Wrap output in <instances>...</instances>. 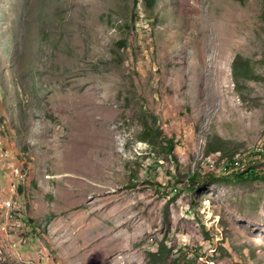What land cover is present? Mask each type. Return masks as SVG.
Wrapping results in <instances>:
<instances>
[{"label":"rangeland","instance_id":"1","mask_svg":"<svg viewBox=\"0 0 264 264\" xmlns=\"http://www.w3.org/2000/svg\"><path fill=\"white\" fill-rule=\"evenodd\" d=\"M263 145L264 0H0V264H264Z\"/></svg>","mask_w":264,"mask_h":264},{"label":"built area","instance_id":"2","mask_svg":"<svg viewBox=\"0 0 264 264\" xmlns=\"http://www.w3.org/2000/svg\"><path fill=\"white\" fill-rule=\"evenodd\" d=\"M264 148V145L262 146ZM6 153H0V157L5 155ZM251 162V158L248 161L244 162L243 168L247 166ZM240 169H238V172ZM227 173L229 172H224V175H226L227 178ZM0 176L2 179H4L7 182V186L4 188L0 187V216L4 215V212L6 210V205H7V199H8V194L11 192L12 189V182H14V177L15 176H21V172L19 169L14 167L13 165L10 164H5V165H0ZM35 257L39 258L40 264L41 262L44 261L45 257L43 253L41 254H34Z\"/></svg>","mask_w":264,"mask_h":264},{"label":"trees","instance_id":"3","mask_svg":"<svg viewBox=\"0 0 264 264\" xmlns=\"http://www.w3.org/2000/svg\"><path fill=\"white\" fill-rule=\"evenodd\" d=\"M145 1V3H146V5L148 6V7H152L153 6V4H154V2H155V0H144ZM239 60H241V57L240 56H237L236 57V60H235V62H237L238 63V61ZM146 130L151 134V135H154V134H157L158 132H156V130L155 129H153V128H151V127H148V128H146ZM144 140H146V139H144ZM147 141V140H146ZM225 141L224 140H222V139H217V143L218 144H220V143H224ZM167 146V150H169V147L171 146L170 144H168V145H166ZM209 148H210V150L212 151V152H217L218 151V153H219V149H218V147L216 146V147H212V145H210L209 146ZM235 156V155H234ZM234 156H232L231 158H229L228 160H231ZM211 156H209L208 158H210ZM222 157V156H221ZM223 159H226L227 157H222ZM227 160V159H226ZM253 165H251L248 169H246L245 171H243V172H240V173H237V174H235V175H233V176H235L236 177V179H243L244 177H243V174H245V172H247V171H249L250 169H251V167H252ZM209 176H211L212 178H217V177H215V176H213L212 174H208ZM247 175H249V177L251 178V179H253V180H255V179H258L261 175H260V173L259 172H256V171H249V172H247ZM233 176H231V177H233ZM223 178H225V177H223ZM190 179H192V180H195L196 179V176H192V177H190ZM164 250H166L165 249V247L163 246V245H161V247L158 249V251H157V254H155V255H153V257H156V256H158V257H162V258H166V256L168 257V253H167V255H166V253H164ZM170 250V249H169ZM179 261H180V259H176V260H174L173 261V264H178L179 263Z\"/></svg>","mask_w":264,"mask_h":264},{"label":"bare ground","instance_id":"4","mask_svg":"<svg viewBox=\"0 0 264 264\" xmlns=\"http://www.w3.org/2000/svg\"><path fill=\"white\" fill-rule=\"evenodd\" d=\"M20 212H21V210H20ZM14 213H15V211H12L9 203H7L4 215L0 216L1 217L0 219L3 220V222L5 223V228H6V232L7 233H10L11 230H12L11 227H14L15 233L17 235L21 236L22 233L20 232L19 229H20V227H22V225H21V221L19 220V214L16 216V215H14ZM18 222L20 224H18ZM24 242L25 241L23 239V242H22L21 246L23 245ZM15 243H17V241H15ZM15 243H13L10 246V249H13V246L15 245ZM21 246H20V248H21ZM18 250H20L19 247H18Z\"/></svg>","mask_w":264,"mask_h":264},{"label":"crops","instance_id":"5","mask_svg":"<svg viewBox=\"0 0 264 264\" xmlns=\"http://www.w3.org/2000/svg\"><path fill=\"white\" fill-rule=\"evenodd\" d=\"M5 186H7V182L4 179H2L1 176H0V187L4 188ZM0 244H1L0 245V254L6 253V250L2 246L1 239H0ZM15 254H16L15 257H19L18 253H15ZM0 259H2V258L0 257Z\"/></svg>","mask_w":264,"mask_h":264}]
</instances>
